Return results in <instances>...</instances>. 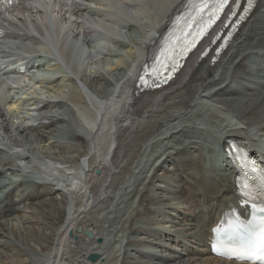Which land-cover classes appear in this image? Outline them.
Wrapping results in <instances>:
<instances>
[{
  "label": "bare ground",
  "instance_id": "bare-ground-1",
  "mask_svg": "<svg viewBox=\"0 0 264 264\" xmlns=\"http://www.w3.org/2000/svg\"><path fill=\"white\" fill-rule=\"evenodd\" d=\"M53 1L50 9L46 0H23L8 11L17 32L4 34L0 46L6 51L19 44L24 53H53L71 74L83 77L79 81L84 85L80 88L57 63H46L42 71L52 75L51 83L40 95L49 109L34 126H28L19 108H7L13 116L22 115L18 121L7 119L0 108V142L41 179L39 185L28 183L25 177L30 175L14 174L16 163L0 157V182H6L0 185V264H248L209 254V230L236 195L232 179L216 180L218 170H207L211 164L204 155L213 159L212 142L219 150L220 143L226 147V139L249 146L254 129L255 136H264V87L250 96L236 89L232 99L223 97L226 89L222 93L219 89L238 65L247 64L245 50L264 58L262 0L256 8L260 14L243 25L217 64L195 59L167 88L139 96L130 93L133 69L144 62L145 53L185 1L90 0L105 7L88 16L79 0ZM133 2L142 3L138 12L144 21L137 40L126 46V60L121 58L120 64L99 59L104 49L115 54L114 45L125 44L120 42L125 39L121 28L133 16L128 11ZM156 3L165 5L162 12ZM32 33L43 47L33 43ZM97 36L101 49L91 46L96 58L81 67L85 52L79 51V37L88 42ZM43 83L32 86L26 96L37 94ZM232 86L233 81L226 83ZM204 99H213L222 112L240 122L229 128L231 120L218 124L215 119L196 128L194 118L200 113L196 107ZM72 108L83 113L81 123L74 121ZM124 198L130 200L125 208ZM78 227L82 231H76ZM83 229L92 231L91 240ZM69 231L76 239L67 237ZM90 253L99 259L90 263L86 259Z\"/></svg>",
  "mask_w": 264,
  "mask_h": 264
},
{
  "label": "snow or ice",
  "instance_id": "snow-or-ice-1",
  "mask_svg": "<svg viewBox=\"0 0 264 264\" xmlns=\"http://www.w3.org/2000/svg\"><path fill=\"white\" fill-rule=\"evenodd\" d=\"M189 2L195 14L185 20L179 35L173 34L166 40L165 47L161 49L160 57L153 66L152 73H149L156 79H160L162 76L165 79H170L171 73L178 68L180 59L207 33L208 28L219 20L226 10H228V19L236 15L235 8L240 6L239 0H189ZM7 4L10 5L11 0H7ZM249 7H251V0H249V6L244 8L245 13L248 12ZM140 80L142 83H147L144 76H141ZM244 187L248 188L247 185ZM252 191L249 190L245 194L251 195ZM255 191L257 195H264V178L261 180L260 188ZM246 254L249 258L254 259L256 264H264V230L259 233L258 238L247 249Z\"/></svg>",
  "mask_w": 264,
  "mask_h": 264
},
{
  "label": "rangeland",
  "instance_id": "rangeland-1",
  "mask_svg": "<svg viewBox=\"0 0 264 264\" xmlns=\"http://www.w3.org/2000/svg\"><path fill=\"white\" fill-rule=\"evenodd\" d=\"M90 6L91 7H94L95 9H97V5H95L94 3H90ZM103 7V6H102ZM101 6H99L98 8L100 9V8H102ZM135 13V14H134ZM134 13H133V17L132 18H130V19H128L130 22L128 23V24H126V25H124L122 28H123V34L125 35V42L126 43H130L131 42V40L132 39H134V40H137L136 38L140 35V23H142L143 21H144V18L140 15V13L138 12V11H134ZM115 46V48L117 49V52L115 53V54H112L113 52H109V50L108 49H104L105 50V53L104 54H102L103 52H101V54L100 55H98V58L100 59V57H101V59H108L109 61H112L113 63H116V62H119L120 61V64H121V58H122V61L124 60H126L125 58H127V55H126V50H127V47H126V44H122V46H117V45H114ZM106 53H109L112 57H107V56H105L106 55ZM114 55V56H113ZM100 56V57H99ZM117 60V61H116ZM119 60V61H118ZM88 60H86V62H87ZM205 101V102H204ZM210 101V102H209ZM206 104H208V105H206ZM215 104V103H214ZM214 104H213V99H204L203 100V103H201V104H199V106L198 107H196V108H198L199 110H200V113L203 115V118L204 119H208V123L210 122V121H219L218 122V124L220 123V122H224V121H226V120H222V119H227V120H231L232 122V124H229V122H228V124H227V126L226 127H229V128H232V126L233 125H235V124H237V123H239L240 121H233L234 119L231 117V119H230V117H226L225 115H224V113L225 112H222L221 110H220V106L219 105H217L216 107L214 106ZM198 109H196V110H198ZM195 110V111H196ZM202 111V112H201ZM233 114V113H232ZM206 116V117H205ZM231 116H233V115H231ZM216 119V120H215ZM239 125V124H238ZM231 126V127H230ZM220 127V126H219ZM224 127V126H223ZM238 132H240V130H238ZM241 135H243V134H241ZM244 137V136H243ZM242 137V138H243ZM251 140V139H250ZM259 140H264V137L263 138H257V140H256V142H252V144L253 145H256L257 143H258V141ZM215 145V147H216V144H214ZM214 145H212L213 147H214ZM262 149H263V151H264V143H263V146H262ZM124 200V202H122V206L121 207H123V208H125V205L126 204H128V203H130V200H128V198H124L123 199ZM125 200H127V201H125ZM124 205V206H123ZM16 213L17 212H15V213H13L12 215H11V217L10 216H8L10 219L12 218V217H14L15 218V216H16ZM6 218V219H9V218ZM5 219V218H4ZM6 219H5V221H6ZM176 248H180L178 245L176 246ZM168 250V249H167Z\"/></svg>",
  "mask_w": 264,
  "mask_h": 264
},
{
  "label": "water",
  "instance_id": "water-1",
  "mask_svg": "<svg viewBox=\"0 0 264 264\" xmlns=\"http://www.w3.org/2000/svg\"><path fill=\"white\" fill-rule=\"evenodd\" d=\"M96 173L98 174L99 172L96 171ZM84 233H85V235H86L89 239L92 238V233H91L90 231L85 230ZM72 236H73V234L70 232V233H69V237H72ZM74 238H76V237H74ZM97 259H98V255L95 254V253H91V254L88 255V260H89L90 262H95V261H97Z\"/></svg>",
  "mask_w": 264,
  "mask_h": 264
}]
</instances>
